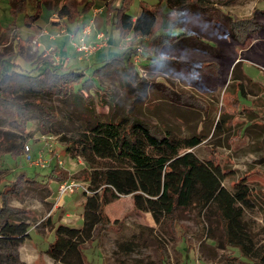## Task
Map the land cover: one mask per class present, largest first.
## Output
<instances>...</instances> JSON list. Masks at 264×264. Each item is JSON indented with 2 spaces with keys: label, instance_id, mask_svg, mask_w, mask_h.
Wrapping results in <instances>:
<instances>
[{
  "label": "rangeland",
  "instance_id": "1",
  "mask_svg": "<svg viewBox=\"0 0 264 264\" xmlns=\"http://www.w3.org/2000/svg\"><path fill=\"white\" fill-rule=\"evenodd\" d=\"M12 1L0 0V66L3 57H10V61H3L4 69L18 70L19 66L12 61L25 65L27 61L23 56L33 57L34 53L43 50L54 60L62 61L64 66L82 68L85 75H91L93 69L102 63V58L127 51L132 45V42H123L114 36L110 39L111 47L102 50L101 54L94 52L88 58H79L80 53L69 41L68 33L75 32L77 39L76 31L92 18L93 29L113 34L104 10L105 3L113 0H92V7L74 19L58 15V8L71 0H26L25 8L16 12L11 11ZM144 1L154 4L159 0ZM139 2L131 0L128 5L131 14L139 12ZM211 2L217 12V8H221L234 16L256 15L262 24L251 25L242 36L234 38L210 18L208 9L185 8L181 23L191 34L174 47L163 48L159 58L162 57L161 61L167 65L162 66V70L146 68L143 62L148 58L143 51L138 53L135 49L131 56L137 77L145 80L143 91L126 84L118 65H108L95 74L94 82L86 89L94 99L93 109L72 100L63 102L52 94H40V100L48 103L57 114L56 120L48 122L50 133L39 128L40 110L37 107H29L26 111L27 120L22 127L13 123L9 112L0 107V143L8 142V149L23 145L19 153L5 152L0 156V189L5 180L20 172L47 182L38 187L25 185L21 192L8 196L10 205L24 210L17 218L29 223V236L16 245L0 240L1 258L9 252L16 254L18 261L25 264H64L55 262L44 249L54 239V227L59 222L81 226L84 196L83 190L79 189L58 198L56 189L60 180L51 177L50 173L55 165L67 176L78 177L89 185L83 174L90 165L77 148L66 150V145L91 123V111L104 120L111 105L116 107L115 117L130 113L169 129L175 137L197 132L205 134L206 138L192 151L200 158L212 155L230 170L232 175L223 181L227 187L241 175L247 177L254 194L253 204L246 208L244 221L254 246L264 248V16L255 12L257 7H264V0ZM100 4H103L102 12L93 16L92 8ZM160 4L162 7L166 5L163 1ZM36 9L38 14L28 27L24 24L25 18ZM54 23H59V28ZM50 34L55 36L50 39ZM128 34L132 35L131 32ZM14 35L19 37L18 46L12 39ZM18 48L22 55L13 57ZM65 56L68 58L64 61ZM133 85L138 83L134 81ZM9 89V97L17 101L34 96L15 85ZM252 109L256 113L251 112ZM219 111L230 121L227 128L213 130ZM25 144L30 148L31 159L40 155L47 163L35 165L27 159ZM106 163V159L96 160L100 166ZM108 196L110 200L103 210L110 223L98 224L93 242L82 244L87 257L93 259L92 264L244 262L242 257L229 256L238 253L231 254L235 248L224 243L213 207L207 213L191 206L174 221L167 215H160L155 221L149 211L133 208L131 195L111 197L108 193ZM114 220H117L116 224H112Z\"/></svg>",
  "mask_w": 264,
  "mask_h": 264
},
{
  "label": "trees",
  "instance_id": "2",
  "mask_svg": "<svg viewBox=\"0 0 264 264\" xmlns=\"http://www.w3.org/2000/svg\"><path fill=\"white\" fill-rule=\"evenodd\" d=\"M161 1L165 2V7L161 6ZM211 1L159 0L148 4L140 0L136 16L128 10L131 0L108 1L104 6L105 19L114 30L109 38H121L129 32L133 33L134 40L130 41V49L102 58V63L93 69L91 75H85L82 68L64 66L62 61L54 60L43 50L34 53L33 57L23 56L27 61L25 65L12 61L19 66L18 70L4 69L3 61H10V57H3L0 66V107L9 112L10 120L18 127L26 122L24 114L29 107H37L40 110L39 128L50 133L48 122L56 120L57 114L50 109L48 103L40 100V94H52L63 102L72 100L87 109H93L91 105L94 99L91 94L86 93V89L94 82L95 74L108 65H118L126 84L132 89L143 91L145 80L137 77V69L131 59L136 52L135 42H139L141 52L147 54L145 58L149 60L143 62L145 67L162 70L167 65L161 61L162 57L159 58L163 48L174 47L191 34L181 23L185 8L193 6L208 9L210 18L234 38L242 36L248 30L247 27L262 24L256 19V15L234 16L221 8H217V12ZM10 4L11 11L16 12L25 8L26 0H13ZM93 4L92 0H71L58 8V15L74 19L89 10ZM38 11L36 9L32 14L26 13L24 24L30 27L31 20L37 16ZM255 12L264 16V7H257ZM213 14L217 16L216 19ZM12 39L16 40L18 46V35L12 36ZM21 52L18 48L13 57L22 55ZM134 81L138 83V87L133 85ZM12 85L34 95L33 98L24 101L10 98L8 94ZM238 85L243 93L241 83ZM245 110L247 109L243 111ZM251 112L254 113L255 110ZM115 113L116 107L111 105L107 118L101 120L91 111V123L84 131L68 140L66 150L77 148L78 153L90 165L83 177L89 182L88 187L93 192L83 191L81 226L74 227L59 222L54 227V239L48 242L44 251L58 263L92 264L93 259L87 257L82 244L93 242L94 230L98 224L110 223L103 210L110 200L108 193L111 197L130 194L133 208L141 212L149 211L155 221L159 220L160 215H167L174 221L182 211L191 206H195L199 212L207 213L213 207L216 220L223 231L224 243L235 248L231 254L238 253L229 256L242 257V264H264V248L254 246L244 221L246 208L253 204L254 190L244 175L227 187L223 181L232 175L230 170L212 155L200 158L192 151L206 135L197 132L175 137L169 129L157 123L144 121L130 113L115 117ZM229 121L219 111L213 130L227 128ZM21 148L23 149V145L19 144L8 149V142H1L0 156L5 152L19 153ZM97 159H106L108 163L97 165ZM67 175L64 170H57L55 165L50 173L51 177L59 180L72 177ZM45 184L47 182L29 177L25 172L16 173L3 182L0 189V240L16 245L29 236V223L17 218L23 215L24 210L10 205L8 196L21 192L25 185L38 187ZM116 223L117 220H114L112 224ZM0 264L25 263L19 262L16 254L8 252L3 258L0 257Z\"/></svg>",
  "mask_w": 264,
  "mask_h": 264
},
{
  "label": "built area",
  "instance_id": "3",
  "mask_svg": "<svg viewBox=\"0 0 264 264\" xmlns=\"http://www.w3.org/2000/svg\"><path fill=\"white\" fill-rule=\"evenodd\" d=\"M92 12L93 16H95L102 12V7H93ZM93 22V18L89 19L88 22L84 23L83 26H81V28L76 31L77 39H75V32L68 33L70 43L80 53L79 58H88L97 50L107 47L110 44L108 32L103 29H93ZM51 36L54 37L55 35L51 34ZM132 38H134L133 33L132 35L127 33L125 36H123V38L121 37V40H123V42H127L131 41ZM135 46L136 51L140 53L141 46L139 44H135ZM29 151L30 148L28 145H25L24 152L26 153L27 159H30L32 163L35 165L39 164L41 166L47 163L46 159H43L40 155L36 159H31ZM79 189H82L86 193L93 192V190L88 187V184L85 183V181L75 177H67L61 179L58 182L56 194L58 198H62L65 194H72Z\"/></svg>",
  "mask_w": 264,
  "mask_h": 264
},
{
  "label": "crops",
  "instance_id": "4",
  "mask_svg": "<svg viewBox=\"0 0 264 264\" xmlns=\"http://www.w3.org/2000/svg\"><path fill=\"white\" fill-rule=\"evenodd\" d=\"M103 6V4H100V5H95V7H102ZM138 14V12L137 13H135V15L134 16H136ZM54 26L55 27H58L59 28V23H54ZM94 29H98V28H94ZM45 34H48L47 32L45 33ZM48 38H50V39H52L53 37L51 36V34L50 35H48ZM110 48L111 46H110V44L107 46V47H104V48H102V49H100V50H97L96 52H99L100 54L103 52L102 50H104V49H106V48ZM95 52V53H96ZM62 58V57H61ZM64 58V61L68 58L67 56H65V57H63ZM79 59V58H78ZM130 195V194H129Z\"/></svg>",
  "mask_w": 264,
  "mask_h": 264
}]
</instances>
